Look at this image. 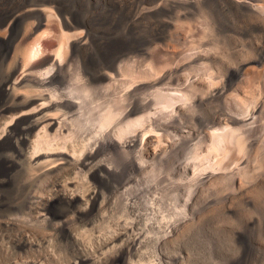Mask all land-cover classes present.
<instances>
[{
  "label": "bare ground",
  "instance_id": "bare-ground-1",
  "mask_svg": "<svg viewBox=\"0 0 264 264\" xmlns=\"http://www.w3.org/2000/svg\"><path fill=\"white\" fill-rule=\"evenodd\" d=\"M0 238L264 264V0H0Z\"/></svg>",
  "mask_w": 264,
  "mask_h": 264
},
{
  "label": "rangeland",
  "instance_id": "rangeland-1",
  "mask_svg": "<svg viewBox=\"0 0 264 264\" xmlns=\"http://www.w3.org/2000/svg\"><path fill=\"white\" fill-rule=\"evenodd\" d=\"M102 231L105 232V236H104V239L103 240H106V239H108L111 236V233L107 232L106 230H102ZM5 235L7 236V234H5ZM5 238L7 239V237H5ZM92 239H94V238L92 237V235H90L89 238H88V241H86L87 244H88V248L90 247L89 248V251L91 253H93L95 251V247H94L95 242ZM4 243H3L4 246H2L0 248H3L4 250H6L5 248L8 247L6 245H7V243H9V241L6 240ZM109 247H111V245ZM149 248H151L150 247V244H149ZM149 248L147 247V251L150 250ZM34 249L37 250V248H34ZM50 249H49V251H46L45 250V253L46 252L50 253V251H51V255H52L54 261L51 262V263H48V264H67V263L73 261L72 260L71 253H68L67 251H65V249L63 247H62V249H56V250L54 249L55 253H54V251H52L53 250L52 248H50ZM103 250L106 251L107 250V247L104 246L103 247ZM0 253L3 254V251H0ZM31 253L27 249L21 250L19 252V256H16L17 263L22 264V263H27V262L30 263V262H32V260H34V257H35V256H32V255H35L36 252H33L32 254ZM41 261L42 260L40 259V262ZM40 262H39V264H40ZM0 264H8V262L3 259V256H0Z\"/></svg>",
  "mask_w": 264,
  "mask_h": 264
}]
</instances>
